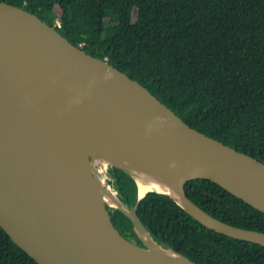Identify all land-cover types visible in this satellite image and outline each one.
I'll return each mask as SVG.
<instances>
[{
    "label": "water",
    "instance_id": "obj_1",
    "mask_svg": "<svg viewBox=\"0 0 264 264\" xmlns=\"http://www.w3.org/2000/svg\"><path fill=\"white\" fill-rule=\"evenodd\" d=\"M96 162L136 185L140 169H174L183 174L177 198L150 191L209 229L264 246V232L215 218L185 191L187 181L207 179L264 213L263 161L189 126L106 59L0 0V227L38 264H153L151 254L173 264L166 253L198 264L156 243L136 206L98 177ZM145 193L137 188L136 205ZM108 207L132 222L144 247L120 233Z\"/></svg>",
    "mask_w": 264,
    "mask_h": 264
},
{
    "label": "trees",
    "instance_id": "obj_2",
    "mask_svg": "<svg viewBox=\"0 0 264 264\" xmlns=\"http://www.w3.org/2000/svg\"><path fill=\"white\" fill-rule=\"evenodd\" d=\"M36 14L85 52L137 80L189 126L264 162V0H1ZM59 25L53 24V19ZM116 34V35H114ZM108 183L152 239L198 264H264V246L205 227L171 197L137 203L130 174ZM188 197L226 223L264 232V213L207 179ZM115 227L144 247L132 222L108 207ZM0 264H38L0 227Z\"/></svg>",
    "mask_w": 264,
    "mask_h": 264
},
{
    "label": "bare ground",
    "instance_id": "obj_3",
    "mask_svg": "<svg viewBox=\"0 0 264 264\" xmlns=\"http://www.w3.org/2000/svg\"><path fill=\"white\" fill-rule=\"evenodd\" d=\"M91 146L96 147V149L105 147L104 144H97L96 142H93ZM96 151L100 156L105 158V160L107 157H109L108 151ZM137 174L138 175H136L135 177L139 195H143L145 192L150 191L151 189H157L161 192L168 193L173 197L177 198L178 195L176 187L178 181L183 177V174H176L174 169L165 168L164 166H158V169L143 168L138 170ZM166 255L169 259L173 261V264H187L181 258H178L174 254L166 253ZM149 260L153 264H164L163 262L158 260L156 255L153 254L149 256Z\"/></svg>",
    "mask_w": 264,
    "mask_h": 264
},
{
    "label": "rangeland",
    "instance_id": "obj_4",
    "mask_svg": "<svg viewBox=\"0 0 264 264\" xmlns=\"http://www.w3.org/2000/svg\"><path fill=\"white\" fill-rule=\"evenodd\" d=\"M53 24L55 25H59V20L57 18H54L53 19ZM116 35V34H114ZM104 162H96L94 167H95V171H96V174L98 175V177L101 179V180H105L106 179V186H108V180L109 178L108 175L105 173V166L103 165ZM100 167V168H99ZM111 186V185H110Z\"/></svg>",
    "mask_w": 264,
    "mask_h": 264
},
{
    "label": "flooded vegetation",
    "instance_id": "obj_5",
    "mask_svg": "<svg viewBox=\"0 0 264 264\" xmlns=\"http://www.w3.org/2000/svg\"><path fill=\"white\" fill-rule=\"evenodd\" d=\"M108 180V179H107Z\"/></svg>",
    "mask_w": 264,
    "mask_h": 264
}]
</instances>
